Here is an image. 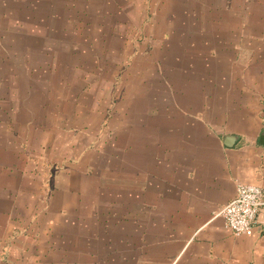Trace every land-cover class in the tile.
<instances>
[{
    "label": "crops",
    "instance_id": "0c3cea01",
    "mask_svg": "<svg viewBox=\"0 0 264 264\" xmlns=\"http://www.w3.org/2000/svg\"><path fill=\"white\" fill-rule=\"evenodd\" d=\"M90 1L0 0V264H264V206L250 237L218 216L238 185L264 191V0H185L177 33L154 30L168 58L131 63L111 126L154 148L106 189L45 163L51 67L71 50L81 73Z\"/></svg>",
    "mask_w": 264,
    "mask_h": 264
},
{
    "label": "rangeland",
    "instance_id": "374dc122",
    "mask_svg": "<svg viewBox=\"0 0 264 264\" xmlns=\"http://www.w3.org/2000/svg\"><path fill=\"white\" fill-rule=\"evenodd\" d=\"M171 1L85 2L84 16L78 17L74 27L83 31L86 39L84 42L75 40V46L78 48L72 49V57L80 60L82 67L80 65L79 68H82V71L77 73L75 61L71 60V50L67 53L60 51V59L67 61H62L56 70L51 67V70L55 76L52 85L60 88L62 96H55L57 90L52 87V96L47 94L43 99L45 108L50 109L51 128L48 131L52 133V141L51 146L45 147V153L50 159L49 163L48 159L45 163L51 171H82L89 184L93 181L102 189H106L113 184V177L123 183L125 172L131 165L136 164L131 155H140L141 147L144 151L154 148L153 140H148L147 144L142 146L127 144L129 139L120 138L111 126L115 114L116 117L119 115V106L124 101V79L131 63L139 58L148 61L155 60L156 57L166 58L167 52L171 51L162 49L163 42L157 41L164 35L170 37L172 27L167 26L171 22L177 33V17L183 16L182 12L191 6V3L179 0V3L175 2L176 8H172ZM140 6L142 12L139 11ZM162 12L164 16L158 18ZM180 19L186 20L187 16ZM162 27L169 32H154ZM68 36L73 39L74 34L69 32ZM177 53L178 51L172 48L170 56ZM10 117V114L5 115V121ZM60 129L62 131H59ZM62 135L67 139L66 155L62 152L64 148L58 145ZM36 163L38 166L39 162ZM125 165H128L126 169Z\"/></svg>",
    "mask_w": 264,
    "mask_h": 264
},
{
    "label": "built area",
    "instance_id": "2783aa9c",
    "mask_svg": "<svg viewBox=\"0 0 264 264\" xmlns=\"http://www.w3.org/2000/svg\"><path fill=\"white\" fill-rule=\"evenodd\" d=\"M264 206V191L255 185L240 184L237 197L218 214L225 226L238 237H250L255 232L259 212Z\"/></svg>",
    "mask_w": 264,
    "mask_h": 264
},
{
    "label": "water",
    "instance_id": "95a60500",
    "mask_svg": "<svg viewBox=\"0 0 264 264\" xmlns=\"http://www.w3.org/2000/svg\"><path fill=\"white\" fill-rule=\"evenodd\" d=\"M228 141H233V139L231 140V139H228ZM228 145V144H227ZM228 146H230V145H228Z\"/></svg>",
    "mask_w": 264,
    "mask_h": 264
}]
</instances>
